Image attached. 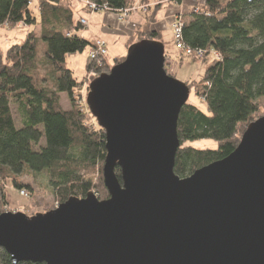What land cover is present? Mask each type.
Returning a JSON list of instances; mask_svg holds the SVG:
<instances>
[{
    "label": "water",
    "instance_id": "obj_1",
    "mask_svg": "<svg viewBox=\"0 0 264 264\" xmlns=\"http://www.w3.org/2000/svg\"><path fill=\"white\" fill-rule=\"evenodd\" d=\"M164 66L163 43L142 40L89 84L109 197L0 214L13 264H264V116L229 156L180 178L177 122L190 90Z\"/></svg>",
    "mask_w": 264,
    "mask_h": 264
},
{
    "label": "trees",
    "instance_id": "obj_2",
    "mask_svg": "<svg viewBox=\"0 0 264 264\" xmlns=\"http://www.w3.org/2000/svg\"><path fill=\"white\" fill-rule=\"evenodd\" d=\"M90 1L113 13L131 10L137 2ZM139 1L140 5L150 3ZM156 1L158 4L148 6L143 13L147 23H156L163 1L176 6L192 3L181 11L180 17L178 14L183 25L180 43L187 50L203 51L200 59L204 61L213 53L201 78L186 83L189 90L194 87L209 115L186 103L177 122L180 147L174 173L186 178L229 156L247 127L264 116L260 113L264 103V0ZM85 10H79L73 0H0V27L38 28L29 31L21 44L0 53V214L10 212L6 208L7 187L32 197L34 184L43 183L58 204L70 198H84L89 192L100 201L109 197L102 177L105 132L88 107L83 109L82 82L65 61L67 55L92 47L79 36L81 11L86 13ZM142 40L162 43V36L157 30H137L127 45ZM123 60L124 57L116 58L109 64L102 57L101 65L89 61L85 71L91 74L90 82ZM168 60L165 52L166 72ZM61 94L66 95L69 109L61 106ZM11 103L17 106L18 127ZM203 139L215 141L217 148L198 150L186 145ZM115 174L119 178L118 167ZM0 264H13L2 248Z\"/></svg>",
    "mask_w": 264,
    "mask_h": 264
},
{
    "label": "rangeland",
    "instance_id": "obj_3",
    "mask_svg": "<svg viewBox=\"0 0 264 264\" xmlns=\"http://www.w3.org/2000/svg\"><path fill=\"white\" fill-rule=\"evenodd\" d=\"M73 1L77 5L79 10L86 8L87 9L85 10L87 11L86 13L92 14L91 10H89L85 4V1L87 0H73ZM153 1L154 3L151 4L152 6L150 7H154L155 4H158L156 0H153ZM137 2H140V1L137 0ZM137 2L135 3L136 5L134 8H132L131 10H128L129 12L133 11V9L137 10L139 8L144 13L148 9V6H149L148 4H150L148 3L147 5H140ZM186 2H184V4L181 6H176V5H168V2L163 1L160 6L161 8L158 10L156 14L158 21H162L163 16L165 18L172 19L170 20V22L169 20H167L168 24H165L166 28L165 30H163L162 35H161L165 52L169 56L168 64H166L165 68L169 76L185 84L197 82L205 71L206 63L209 60H212L213 58V53H211L208 57V60L204 61V60H201L200 57L199 58L196 57V55L194 54L186 55L182 50H180L176 46V43L174 40L175 35H174L172 24L174 23V20L178 17L179 10L184 11V10H187V8L191 7L192 3L190 2L186 3ZM96 12H101V11H95L94 13ZM105 12H109V11H105ZM83 13L84 11H81V14ZM180 14H179V17L181 16ZM82 19L89 22V20H87L83 16H82ZM81 27H82V30L81 32H79V36L84 38L91 45L92 44L91 39L88 36V33L86 32L88 27H85L82 25ZM37 30L38 28H35V27L27 28V27H24L23 25H18L15 28H10V26L8 25H4L0 27V53H4L12 45L21 44L24 41L25 36L29 31H37ZM137 30H140V29H137ZM90 51H91V46H88L87 49L83 53L67 55L65 59L66 66L68 67V69L72 71L74 77L79 82H82L80 98L82 100L81 105L83 106L84 110L87 107L86 105H84V98L87 96L88 86L91 83L90 82L91 74L86 73L85 71L86 66L89 63V61H93L95 63L98 62V64L101 65L100 59L102 58V57H95L92 59L89 54ZM118 51H122L120 52L122 53L120 55H122L125 58L128 52V47L120 48L119 44L117 45L108 44V55L106 54L105 57L109 64H112L113 61L116 59V57L118 56ZM60 97H61L60 98L61 106L64 109H69L70 105H69L66 95L61 94ZM187 103L197 107L204 114L209 115V111L207 109L206 104L203 102V100H201L199 97L196 96L194 87H191L190 89L189 98H188ZM10 107H11L13 118L15 120V124L18 127L19 122H20V117L16 109L17 106L14 103H11ZM260 113L264 114V103H263ZM41 145H43V142L41 143ZM186 145L191 146L198 150H204V149L214 150L217 148V143L210 139L189 141L186 143ZM92 178L94 179L95 177H92ZM24 181H28V180L25 179ZM34 187H35V192L32 197H28V195H21L20 192H18L17 190L7 187L6 188V198L8 202V206L6 207L7 210H9L12 213L21 212L27 216H32L33 213H36V214L43 213L46 210L51 211L59 206V204L54 201L49 190L46 189L43 183H41L40 185L34 184Z\"/></svg>",
    "mask_w": 264,
    "mask_h": 264
},
{
    "label": "crops",
    "instance_id": "obj_4",
    "mask_svg": "<svg viewBox=\"0 0 264 264\" xmlns=\"http://www.w3.org/2000/svg\"><path fill=\"white\" fill-rule=\"evenodd\" d=\"M149 6L154 3L153 0H149ZM171 5V3H168ZM141 9L130 11L127 16H123L121 12H96L92 14H81L84 18L89 20V27L87 29L88 36L93 43L95 40H102L106 43L107 55H108V44H119L120 48H127L128 40L136 32L135 30H157L162 32L165 30V24H168L167 20H172L171 18H165L163 16L162 21H158L156 18V23H147L143 18V12ZM180 12V10H179ZM162 22V23H161ZM85 31V30H84ZM120 50V49H119ZM122 51H118V56L116 58L123 57Z\"/></svg>",
    "mask_w": 264,
    "mask_h": 264
},
{
    "label": "built area",
    "instance_id": "obj_5",
    "mask_svg": "<svg viewBox=\"0 0 264 264\" xmlns=\"http://www.w3.org/2000/svg\"><path fill=\"white\" fill-rule=\"evenodd\" d=\"M85 4L87 6V8L89 10H91L92 13H94L95 11H108V8L106 6H103L102 8L98 7L95 3L91 2L90 0L85 1ZM123 14V16H127V14L129 13L128 10L125 11H119ZM181 13V10L178 14ZM80 24L82 26L85 27H89V22H87L86 20L82 19L80 21ZM182 22L179 20V17L176 18L174 20V23L172 24L173 27V31H174V40L176 43L177 48H179L180 50H182L186 55H196V57H202L204 52L199 50V51H191V50H187L183 47V45L180 43V38H181V29H182ZM90 57L93 59L95 57H105V55L107 54V47H106V43L102 40H95L92 43V47H91V51H90ZM215 57H218L217 54H214ZM21 195H26V193L24 191L20 192Z\"/></svg>",
    "mask_w": 264,
    "mask_h": 264
}]
</instances>
